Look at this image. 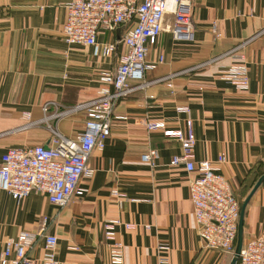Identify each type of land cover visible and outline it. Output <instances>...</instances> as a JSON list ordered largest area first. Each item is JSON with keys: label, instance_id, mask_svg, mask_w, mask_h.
Masks as SVG:
<instances>
[{"label": "crops", "instance_id": "obj_1", "mask_svg": "<svg viewBox=\"0 0 264 264\" xmlns=\"http://www.w3.org/2000/svg\"><path fill=\"white\" fill-rule=\"evenodd\" d=\"M68 1L0 0V162L11 148L49 144L55 127L76 138L84 129L85 112L50 118L58 110L44 113V105L70 109L98 98L100 74L117 66L115 55L96 58L91 48L65 43ZM193 24L194 43H176L164 32L150 48L148 62L162 56L164 63L147 72L146 89L117 105L115 115L127 120L114 121L105 149L91 155L95 176L81 183L89 190L86 196L59 208L40 194L19 203L0 190V254L9 240L31 232L58 238L62 264H109L105 226L117 221L124 264H158L161 254L171 264L230 263L228 255L207 249L199 235L191 174L183 165H171L183 154L181 144L161 130H148L145 121L184 132L193 122L195 162H213L245 201L264 174V0H194ZM118 37L121 31L99 41ZM236 55L249 68L248 92L221 78L237 63ZM150 150L159 152L155 165L142 161ZM263 224L264 183L246 210L245 242ZM160 246L170 250L160 252ZM43 247L44 238L38 236L31 255L40 260Z\"/></svg>", "mask_w": 264, "mask_h": 264}, {"label": "built area", "instance_id": "obj_2", "mask_svg": "<svg viewBox=\"0 0 264 264\" xmlns=\"http://www.w3.org/2000/svg\"><path fill=\"white\" fill-rule=\"evenodd\" d=\"M65 8L67 19L62 28L65 43L70 47L91 48L96 58L108 59L115 55L117 66L100 74L102 88L98 98L70 109L53 102L44 105V113L51 107L58 110L50 118L85 112L84 129L76 138L51 129L49 144L11 148L2 156L0 190L19 203L36 193L46 197L52 205L65 208L73 198L86 196L89 190L81 183L95 176V170L89 165L91 155L95 150L105 149L114 121L127 120L125 116L115 115L117 105L134 91L146 89L147 72L164 63L162 56L156 62H148L150 48L164 32L170 33L176 43L196 41L194 0H69ZM118 31H121L120 40L99 41L100 36L114 35ZM213 32L217 33L215 27ZM233 59L237 63L221 78L238 91L248 92L250 79L245 59L237 55ZM177 112H188V109L179 108ZM145 125L150 131H163L165 137L181 144L183 154L175 156L171 165H183L191 174L190 201L199 235L207 249L222 252L232 259L241 206L218 166L210 161L195 162L193 122H187L185 132L168 130L164 122L147 120ZM158 158L159 152L150 150L142 156V161L155 165ZM220 162H226V158ZM118 225L119 222L113 221L105 226V237L111 244L109 264H124V246L117 241L115 232ZM126 228L135 227L127 225ZM38 236L44 238L40 260L31 255ZM58 241L55 235L22 232L7 242L0 254V264H62L56 255ZM169 250L168 246L159 247L160 252ZM158 264H171L170 258L161 254ZM238 264H264V224L257 236L244 241Z\"/></svg>", "mask_w": 264, "mask_h": 264}, {"label": "water", "instance_id": "obj_3", "mask_svg": "<svg viewBox=\"0 0 264 264\" xmlns=\"http://www.w3.org/2000/svg\"><path fill=\"white\" fill-rule=\"evenodd\" d=\"M118 40H120V37H118ZM263 183H264V175L257 181L254 188L250 192L249 196L243 202L241 213H240V219H239L236 248H235L234 255L229 264H238L239 257H240L241 251L244 246V241H245L244 223H245L246 210H247L250 200L252 199L254 194L257 192V190L263 185Z\"/></svg>", "mask_w": 264, "mask_h": 264}, {"label": "trees", "instance_id": "obj_4", "mask_svg": "<svg viewBox=\"0 0 264 264\" xmlns=\"http://www.w3.org/2000/svg\"><path fill=\"white\" fill-rule=\"evenodd\" d=\"M263 175H264V174H263ZM263 175H262V176H263ZM262 176H261V177H262ZM261 177H260V178H261ZM260 178H259V179H260ZM259 179H258V180H259ZM255 183H257V181H255ZM254 186H255V185H254ZM237 199H238V201H239V203H240V206H241V208H242L243 202H242L238 197H237ZM235 247H236V244H235ZM229 259H231V258L229 257Z\"/></svg>", "mask_w": 264, "mask_h": 264}, {"label": "rangeland", "instance_id": "obj_5", "mask_svg": "<svg viewBox=\"0 0 264 264\" xmlns=\"http://www.w3.org/2000/svg\"><path fill=\"white\" fill-rule=\"evenodd\" d=\"M74 114H75V113H74ZM68 115H70V114H68ZM68 115H66L65 117H67ZM65 117H63V118H65ZM55 129L58 130L57 127H55ZM229 261H231V259H230Z\"/></svg>", "mask_w": 264, "mask_h": 264}]
</instances>
